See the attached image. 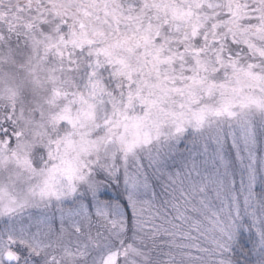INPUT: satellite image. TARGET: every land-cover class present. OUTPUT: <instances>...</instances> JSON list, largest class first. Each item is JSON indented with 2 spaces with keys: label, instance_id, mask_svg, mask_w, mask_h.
I'll use <instances>...</instances> for the list:
<instances>
[{
  "label": "snow or ice",
  "instance_id": "1",
  "mask_svg": "<svg viewBox=\"0 0 264 264\" xmlns=\"http://www.w3.org/2000/svg\"><path fill=\"white\" fill-rule=\"evenodd\" d=\"M0 264H264V0H0Z\"/></svg>",
  "mask_w": 264,
  "mask_h": 264
}]
</instances>
